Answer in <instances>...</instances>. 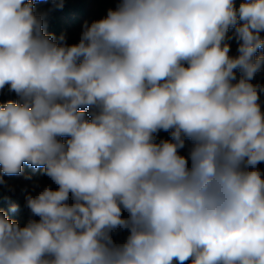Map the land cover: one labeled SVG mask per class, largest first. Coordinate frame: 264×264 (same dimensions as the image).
Masks as SVG:
<instances>
[{
  "label": "clouds",
  "instance_id": "clouds-1",
  "mask_svg": "<svg viewBox=\"0 0 264 264\" xmlns=\"http://www.w3.org/2000/svg\"><path fill=\"white\" fill-rule=\"evenodd\" d=\"M64 2L0 0V185L58 186L0 210V264H264V0H117L74 44Z\"/></svg>",
  "mask_w": 264,
  "mask_h": 264
},
{
  "label": "rangeland",
  "instance_id": "rangeland-1",
  "mask_svg": "<svg viewBox=\"0 0 264 264\" xmlns=\"http://www.w3.org/2000/svg\"><path fill=\"white\" fill-rule=\"evenodd\" d=\"M89 2L92 4L90 6L91 10L87 13V17L85 18L84 23L77 27H71L70 31L65 33L67 37V42L69 44H74L78 42L85 22L91 24V22L105 17L107 15V10L110 8L114 9L117 4V0H89ZM51 6L52 5L50 3H38L36 4V10L37 12H45L48 14L49 9H51ZM261 35L262 37H264V33H262ZM236 49L237 44L233 40L231 41L230 54L236 55ZM253 82H259L264 84V77L258 75L256 77V80H254ZM0 95H2L6 99V102L8 100L17 99L15 93H10L7 88L0 92ZM262 100H264V94L260 95V103H263ZM261 109L262 111H264V104L261 105ZM63 139L66 140L67 138L65 137ZM161 139H170L169 133L165 131H160L157 134V141ZM188 145H190V142L186 141L185 149L181 150L182 155H187ZM258 167L262 171H264V163L259 164ZM28 169L32 170L33 167L25 164L23 166L22 174L15 176H5L4 180L6 181V183L4 185H0V191H4L6 195L3 200V202L5 203V210H10L11 205L14 204L12 198H15L18 202L23 203L22 205L15 204L17 205V210L11 211L12 213L17 214V219L19 220V224L21 226H24L30 218L38 219V217H31L29 209H27V207L25 206L26 196L30 193L35 195L36 192L40 191L44 186L51 185L53 189H56L58 187L46 175L43 174L42 176H34L33 174H29V172H27ZM124 215L127 216V213L125 212ZM127 235V231H121L118 234L114 235V239L118 242H122Z\"/></svg>",
  "mask_w": 264,
  "mask_h": 264
},
{
  "label": "trees",
  "instance_id": "trees-1",
  "mask_svg": "<svg viewBox=\"0 0 264 264\" xmlns=\"http://www.w3.org/2000/svg\"><path fill=\"white\" fill-rule=\"evenodd\" d=\"M241 0H236L237 6ZM92 4L89 0H65L64 6L62 9H54L49 11L46 16V31L49 33L55 34L59 37L61 34H64L70 31L71 27L79 26L84 23L85 18L87 17V13L90 12V6ZM52 9V6H51ZM66 36V35H65ZM239 76V73H237ZM264 104V100H262ZM0 102H6V99L0 95ZM27 172L29 174H33L34 176H42L43 169L42 168H33L28 169ZM5 192L0 191V210H3L7 213L9 219L18 221L17 214L11 212V210H5V203L3 202L5 197ZM14 204L22 205V202H18L17 199L12 198ZM20 223V222H19Z\"/></svg>",
  "mask_w": 264,
  "mask_h": 264
}]
</instances>
